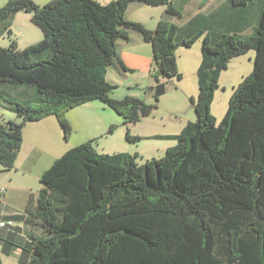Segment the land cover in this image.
<instances>
[{"label":"trees","instance_id":"16d2710c","mask_svg":"<svg viewBox=\"0 0 264 264\" xmlns=\"http://www.w3.org/2000/svg\"><path fill=\"white\" fill-rule=\"evenodd\" d=\"M132 2L166 6L155 30L126 18ZM231 2L245 7L254 0ZM185 3L9 0L0 7L6 29L25 11L44 34L21 50L14 40L0 46V102L22 118L0 121L4 170L16 165L27 121L54 114L67 137V111L89 100H102L127 122L151 114L167 80L183 78L176 50L202 39L200 93L191 97L196 121L170 136L177 143L165 155L144 163L134 153L100 152L89 140L65 151L42 174L44 187L26 207L27 264H264V0L259 27L247 37L228 31L212 37L201 30L180 38V25L170 18L181 17ZM133 31L153 46L156 104L110 96L115 86L106 79L108 69L118 60L126 68L118 41ZM251 50L253 71L234 89L218 121L211 110L221 73ZM7 84L30 87L35 96L16 99ZM36 224L40 233L33 231Z\"/></svg>","mask_w":264,"mask_h":264},{"label":"crops","instance_id":"0c3cea01","mask_svg":"<svg viewBox=\"0 0 264 264\" xmlns=\"http://www.w3.org/2000/svg\"><path fill=\"white\" fill-rule=\"evenodd\" d=\"M111 1L113 0H98V2L101 3H109ZM175 1L180 3L186 2L183 15L181 17L170 18V20L180 25V38L190 37L197 32L199 33L201 30L208 32L212 37H217L223 30L232 33H239L243 37H247L252 35L257 28L258 19L248 22L250 18L249 11L247 10L248 6L236 7L230 3V0H205V2L204 0ZM35 2L44 4L47 0H35ZM224 3H226V10L229 15L223 10ZM251 4H253V2ZM165 9L166 6L164 5L153 6L132 2L128 7L126 18L128 20L138 21L147 28L155 30L160 18H162L165 13ZM26 13L32 15L30 12ZM20 14L22 13L20 12L14 15L11 21V26L16 19L23 17ZM9 29H6L5 24H0V41H3L2 39L7 37L10 38V40L12 39L10 33H8ZM201 40L202 39L200 38L196 41L199 47L202 46ZM30 44L31 43L26 46ZM117 48L119 57L126 68H124L118 60L109 67L106 79L110 84L114 85L115 88L119 87V85L127 86L132 94L136 97H141L137 94L138 90H146L148 87L150 89L154 84L153 76L151 74L154 63L152 43L145 41L140 33L133 31L128 40L120 39L118 41ZM189 48L190 47L180 46L176 52ZM183 53L187 54L185 51H183ZM242 56L243 55L235 57L231 62H239V60L242 62V59H239L242 58ZM200 58L201 60L199 64L196 66L194 64L193 69L190 66L192 69V72L190 73L196 78L195 80L197 84L199 79L198 71L200 64H202V54ZM188 61L189 57L185 58L182 62L185 63ZM231 62L229 64H231ZM180 64L181 61L178 62V67L183 78L177 79V77H174L168 79L167 87L169 89L171 86L173 87L172 89H175L176 91L180 90L186 101L191 102V97L197 98L200 93V88L199 91H195L194 89L189 90L185 87L183 81L187 78V73L181 69ZM129 73H132V76H128ZM4 89L12 91L16 99L23 101H27L29 98L31 99L35 96L33 89H30V87L21 86L16 89L14 86L7 84L4 86ZM168 89L167 91H169ZM133 90H135V92ZM115 92V90L112 91L110 96L113 98H120ZM215 95L211 112L218 119L213 111L215 106ZM97 100L100 101V99L92 101ZM102 103L103 102L100 101L97 105L104 109L105 106H102ZM86 104L87 103H83L76 108L84 107ZM192 107L195 108L193 104ZM0 108L2 111L0 121L5 122L12 120L14 122H19L22 119L10 107H3L1 102ZM4 110L8 112H4ZM69 112L70 111L67 112V117L72 129H74V123L71 118L72 115ZM173 113H176V116H174L175 118L172 116L170 117V120L173 121V125L170 127L166 125L167 123L164 116L161 117L160 121L153 113L144 116L138 122L130 121L124 123L123 119L115 117L109 122V124H118L119 128L116 129L117 133H119L120 130L123 134H119V141L117 143L114 140L112 142L104 141L103 144L105 150L102 152L134 153L137 155V161L139 163H144L147 160L165 155L167 150L177 143V141L170 136L181 133L190 121H196V117H193L190 110L189 113L191 114L184 112L188 115H185L183 118L178 117L180 114L179 111ZM222 114L224 117V113ZM59 121V118L54 114L43 117L39 120L27 121L24 127L23 145L18 154L16 165L14 168L12 167L8 170L2 169L0 165V258L2 264H5L6 260L10 264H27L29 262L32 252L31 239L27 233L28 231L30 232L31 229L27 226L25 212L28 202L30 200H33L34 202L37 199V196H39L40 190L44 187L41 182V177L45 170H47L48 167H50L65 151L77 145V143L72 142L69 138L66 140L65 131ZM116 130L100 133L97 136H104L106 138L109 135L112 136ZM127 133L140 138L138 140L129 139ZM124 135L126 137L125 141L122 139ZM107 147H109L110 150H106ZM3 187L6 188L5 192L2 190ZM2 223H5V225L1 226ZM33 231L40 233V224H36L33 227Z\"/></svg>","mask_w":264,"mask_h":264},{"label":"rangeland","instance_id":"374dc122","mask_svg":"<svg viewBox=\"0 0 264 264\" xmlns=\"http://www.w3.org/2000/svg\"><path fill=\"white\" fill-rule=\"evenodd\" d=\"M8 1L9 0H0V7L1 6L3 7ZM33 1L35 2V0ZM49 1L47 0V2ZM101 1H105V0H101ZM35 3L39 4V2H35ZM230 3H232L231 0H230ZM261 3H262V0H254L253 4L248 5V7L245 6L247 7V10L249 11V15H250L248 22H252L253 20L258 19L257 21L258 27H259V21H260L259 20L260 19L259 9H260ZM102 4H106V3H102ZM147 7H151V6H147ZM223 10L225 11L226 14L229 15L228 11L226 10V3H224L223 5ZM21 13L22 14L20 15H22L23 17L21 16L22 18L16 19V21L13 23V25L9 29L8 33H10L12 39L10 40V38L8 37L2 39L3 41H0L1 47H4V48L10 47V45L12 44V40H14L16 44L18 40V44L16 45V48L18 50H21L25 48L27 44L31 43V45H33L35 43H38L43 38V31L39 26H37L36 24L32 22L31 16H30L31 14L26 13V12H21ZM131 21H134V20H131ZM137 33H140V32H137ZM196 41L193 43V45L189 49H182L183 51L187 52V54L183 53V51L180 50L176 52V57H177L178 62L181 61V64H180L181 69H183L187 73V78L184 79L183 81V84L185 85V87L189 90L194 89L195 91L196 90L199 91V85L197 84L195 80L196 78L192 75V73H190L192 72L194 64L196 66L197 64H199L201 60L200 49L202 46L199 47ZM187 57H189V61L185 63L182 62ZM239 59H242V62H240L241 60H239V62L238 61L231 62V64L228 65L229 68H226L222 71V76L220 77V80H218L219 88L216 90L215 106L213 110L214 113L218 117V121L222 120L223 118L222 113H224L225 115L227 110L229 109L228 108L229 101H230L231 96L234 93V89L239 86L240 82H242L248 75L252 73L253 66H254V59H255V50L249 51L248 53L243 55L242 58H239ZM190 66L192 67V69ZM128 76H132V73H129ZM172 88L173 87L171 86L169 87V89L167 87L169 91H167V93H165L160 98L159 102L157 103V107L153 108L151 112V114L152 113L155 114L156 117L159 118L160 121H161V117L164 116V119L167 123L166 125L169 127L173 125V121L170 120V117L172 116L173 118H175L174 116H176V113H173V112L179 111L180 112L178 116L179 118L180 117L183 118L185 117V115H188L191 113L193 114V117H196L195 110H194L195 108L192 107L191 102L186 101L185 97L183 96V93L180 90L176 91L175 89H172ZM114 90L116 91L115 94H118V96H120L121 99L129 95L135 96L134 94H132V92L129 90L127 86L119 85V87L114 88L113 91ZM135 90L133 91L135 92ZM152 93L153 92H151V88L149 89V87L146 88V90H142V91L138 90L137 94H139L141 97H137V98H140L150 104H156L155 98L153 97ZM100 101L97 100V101L90 102L89 100L85 102L87 104L84 107L82 106L81 108H76L78 106L76 107L74 106L68 110L70 111L69 113H71L72 115L71 118H72V122L74 123V129H72L71 127L70 135L67 137L65 136L66 140H68L69 138V140L77 143V145L82 144L89 140L93 143L95 148L100 152L105 150L104 144H103L104 141L112 142L114 140L116 143L119 141V134H123L120 132V130H119V133H117L116 129L119 128V125L115 123L109 124V122L115 117H119L120 119H123L124 123L127 121L125 120L123 116L120 115V113H118L116 110H114L110 106L106 105L105 102L103 101H102L103 102L102 106H105V108L104 109L101 108L99 105H97V103H99ZM189 110L191 113H189ZM4 112H8V111L4 110ZM184 112H188V114H185ZM1 114H2V111L0 108V115ZM111 126L114 127L112 131L116 130L115 132L116 134L114 133L112 136L109 135L106 138L104 136L102 137L97 136L100 133H106L107 131L111 132L110 130ZM125 138L126 137L124 135L122 139L125 141L126 140ZM106 150H110L109 147H107ZM5 264H10V263L6 260Z\"/></svg>","mask_w":264,"mask_h":264},{"label":"built area","instance_id":"2783aa9c","mask_svg":"<svg viewBox=\"0 0 264 264\" xmlns=\"http://www.w3.org/2000/svg\"><path fill=\"white\" fill-rule=\"evenodd\" d=\"M2 190L5 192L6 191V188L3 187ZM5 225V223H2L1 226Z\"/></svg>","mask_w":264,"mask_h":264}]
</instances>
